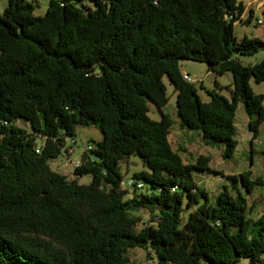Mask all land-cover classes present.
Returning a JSON list of instances; mask_svg holds the SVG:
<instances>
[{
	"label": "trees",
	"instance_id": "trees-1",
	"mask_svg": "<svg viewBox=\"0 0 264 264\" xmlns=\"http://www.w3.org/2000/svg\"><path fill=\"white\" fill-rule=\"evenodd\" d=\"M245 9L239 0H49L37 15L33 3L8 0L0 14V264H130L136 248L158 264H264V214L254 218L250 202L264 178L224 176L232 188L211 197L196 175H224L212 158L185 161L170 141L172 118L149 115V102L169 103L168 77L182 127L222 148L225 160L239 146V104L252 142L259 136L264 95L251 81L264 82V61L241 58L264 40L237 39ZM184 61L218 77L231 72V98L216 82L200 86L205 101L184 78ZM91 126L103 139L82 153L75 178L53 170L50 162L73 149L68 139ZM132 157L144 166L131 177L143 190L123 187L121 163ZM84 176L91 183L80 184ZM141 210L153 217L137 231Z\"/></svg>",
	"mask_w": 264,
	"mask_h": 264
},
{
	"label": "rangeland",
	"instance_id": "rangeland-1",
	"mask_svg": "<svg viewBox=\"0 0 264 264\" xmlns=\"http://www.w3.org/2000/svg\"><path fill=\"white\" fill-rule=\"evenodd\" d=\"M33 3L36 6L35 13L37 15H44L48 8L49 0H26ZM264 0H239L248 8H252L255 11V16L251 23H248L249 13H245L242 17V21L238 22L235 26V34L238 40H242L247 37L249 39L259 38L264 40V24L260 25L257 23L258 20H264V13L262 9L264 8V3L261 4L262 8H258V3ZM8 6V0H0V14L4 12ZM260 6V7H261ZM242 62L244 65H255L261 61H264V49L258 51L252 56L242 57ZM181 70L185 74H189L192 78V82L196 83L199 89V95L205 100L209 101V96L204 89L200 86L204 84L207 90H214L217 88L216 82L221 86V91L223 95L231 98V92L234 88V79L231 72H227L224 76L218 77L217 75L209 71L207 64L199 63L195 61H184L181 64ZM167 85V93L170 97L169 103L161 110L152 102H149L150 113L152 119L160 120L162 117L161 112L169 115L174 125L172 127V133L170 136V141L175 150L180 151V149H185L187 152H181L185 161H194L199 155H210L212 158V167L214 170L222 172L224 175L230 172L236 171L238 173L252 170L253 179L255 177L261 176L264 178V123L260 127L259 136L252 142V134L248 128L247 116L242 115V104H240L237 111V128L238 134L237 138L239 140V146L232 159L225 160L222 156L219 146L216 145H206L200 132L196 130H189L183 128L177 113L176 98L177 95L174 91V87L171 85L168 77L164 79ZM251 85L256 94L264 95V82L257 83L254 80L251 81ZM264 105V102H263ZM244 116V117H243ZM19 125L23 128L30 130V126L23 122H19ZM92 137V142L100 141L103 139L102 132L96 127H79L77 131V144L73 145L71 139L67 141V148L73 147L74 153L71 157L62 155L57 160L51 161L50 164L52 169L66 175L70 179H74V169L72 162H76L81 158L83 153L82 144L83 139ZM91 142V143H92ZM253 149V154L251 150ZM71 157V158H70ZM253 163V166L251 165ZM122 172L125 176L124 182L133 176L135 172H140L144 169L142 162L139 158L132 157L121 163ZM224 175H209V174H197V178L201 176H210L205 181L207 190L215 191L222 183L226 184L232 188V183L224 178ZM221 177L224 179L222 180ZM92 179L90 176H84L79 179L80 184H89ZM241 188V184H238ZM257 202H264V186L257 187L255 192ZM264 214V204L262 209L258 213H253L254 218H258L260 215ZM136 216L141 218L140 223L137 225V231L142 230L146 226L151 224L152 215L147 210H141L135 213ZM130 264H158V259L156 255L151 252V256L144 249L136 248L129 251ZM172 264V263H170ZM240 264H251L249 259H242Z\"/></svg>",
	"mask_w": 264,
	"mask_h": 264
},
{
	"label": "crops",
	"instance_id": "crops-1",
	"mask_svg": "<svg viewBox=\"0 0 264 264\" xmlns=\"http://www.w3.org/2000/svg\"><path fill=\"white\" fill-rule=\"evenodd\" d=\"M262 3H264L263 1H260L259 3H258V8L259 9H261V4ZM249 6H246V9H245V13L247 12V13H249V16H250V14H251V11L253 12V14H254V16H255V11H253V9L252 8H248ZM262 12L264 13V8L262 9ZM244 13V14H245ZM244 16V15H243ZM184 74V73H183ZM185 74H187V73H185ZM239 106H240V104L238 105V109H239ZM238 109H237V111H238ZM242 111H243V113H242V115H246V113H245V111H244V107H243V105H242ZM247 116V115H246ZM244 117V116H243ZM247 122L249 123V118H248V116H247ZM238 129V128H237ZM91 140H93L92 139V137H89V138H87V139H83V142H92ZM219 150H221V152H222V156H223V149L222 148H219ZM187 152V151H186ZM73 153H74V149H70V152L68 153V155L70 156L71 154L73 155ZM72 155H71V157H72ZM208 156H210V155H208ZM70 157V158H71ZM213 161V160H212ZM212 161H211V164H210V166L212 167ZM213 168V167H212ZM241 173V172H240ZM240 173H238V172H236V171H233V172H230L229 174H225L224 176H229V175H238V174H240ZM207 178H210V176H201V178H197V182H198V184L199 185H201V186H203L206 190H207V188H206V186H204L205 185V181H206V179ZM221 179L223 180L224 178L223 177H221ZM204 184V185H203ZM224 185H227L226 184V182H224V183H222L221 184V186L220 187H218V189L217 190H215V191H209V190H207V192L210 194V196L211 197H215V196H217L218 195V193H219V191H220V189L224 186ZM255 192H256V190H255ZM255 192H254V195L253 196H250V198H251V200H250V202H251V205L253 206V213H258V211H260L261 209H262V206H263V204H264V202H262V201H259V202H257V198H256V196H255ZM261 215H263L262 213H261ZM260 215V216H261ZM259 216V217H260ZM258 217V218H259Z\"/></svg>",
	"mask_w": 264,
	"mask_h": 264
},
{
	"label": "built area",
	"instance_id": "built-area-1",
	"mask_svg": "<svg viewBox=\"0 0 264 264\" xmlns=\"http://www.w3.org/2000/svg\"><path fill=\"white\" fill-rule=\"evenodd\" d=\"M262 8V6H261ZM258 24L263 25L264 20H258ZM184 78L188 81H192V78L189 74H184ZM71 142L73 145L77 144L76 138L71 139ZM83 152L90 153L94 149V144L91 142H84L82 144ZM73 166L76 168L81 165V159L77 160L76 162H72ZM123 187L128 190H132L134 188H137L138 190H143L145 189L146 185L143 181H138L133 178H129L126 182H124Z\"/></svg>",
	"mask_w": 264,
	"mask_h": 264
}]
</instances>
